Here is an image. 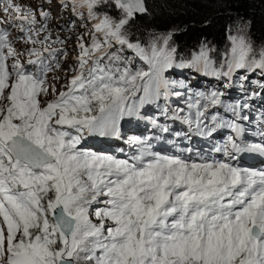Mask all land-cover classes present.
I'll return each instance as SVG.
<instances>
[{
    "label": "snow or ice",
    "instance_id": "snow-or-ice-1",
    "mask_svg": "<svg viewBox=\"0 0 264 264\" xmlns=\"http://www.w3.org/2000/svg\"><path fill=\"white\" fill-rule=\"evenodd\" d=\"M58 2L73 20L92 22L84 24L87 37H76L79 54L61 90L52 82L60 77L50 81L49 73L61 68L69 37L53 39L49 12L0 0V264H264V169L239 164L242 153L264 156V112L254 133L261 142H247L239 121H249L250 103H225L220 92L181 84L187 111L169 116V98L184 94L165 72L184 65L175 64L171 33L146 46L130 38L127 26L147 12L145 0ZM230 39L227 71L214 67L205 48L188 66L224 77L260 70L264 78V47ZM161 100L160 115L189 131L173 133L148 117L160 133L191 144L192 135L231 130L212 148L223 158L193 154L177 139L167 141L174 153L154 151L151 141L162 136L128 137L132 155L82 147L89 136L122 139L120 122Z\"/></svg>",
    "mask_w": 264,
    "mask_h": 264
},
{
    "label": "trees",
    "instance_id": "trees-1",
    "mask_svg": "<svg viewBox=\"0 0 264 264\" xmlns=\"http://www.w3.org/2000/svg\"><path fill=\"white\" fill-rule=\"evenodd\" d=\"M146 5L147 13L135 17L127 26L130 38L146 46L153 38L171 33L169 47L176 49L175 64L188 65L193 56L205 48L214 67L227 71V66L221 68V65H224L225 55L232 46L230 37L241 31L247 33V39L255 48L264 47V0H146ZM103 11L114 14L111 9L103 8ZM131 54V51L127 53ZM136 63L146 68L139 60ZM196 70L203 71L198 68ZM259 72L260 70L256 71ZM220 76L222 75H217ZM169 77V80L177 82L173 90L184 94V100L187 99V90L180 87L181 84L195 92L196 88L191 87L183 77ZM263 79L259 84H264ZM212 91L218 92L211 90L210 93ZM252 92L253 89L248 91L249 94ZM235 95L240 97L239 92ZM159 105L147 104L143 109H159L164 104L159 102Z\"/></svg>",
    "mask_w": 264,
    "mask_h": 264
},
{
    "label": "rangeland",
    "instance_id": "rangeland-1",
    "mask_svg": "<svg viewBox=\"0 0 264 264\" xmlns=\"http://www.w3.org/2000/svg\"><path fill=\"white\" fill-rule=\"evenodd\" d=\"M17 4H19L22 8L28 9L31 8L33 10H36L37 13L39 11H45V12H51L47 24L49 31L52 32L53 39L56 38L57 35H59L61 38L69 37V39L66 41V44L63 46L67 50V57L65 58L63 55L61 56V60L64 61L61 65L60 69H55L53 72L50 73L49 79L51 81V78L53 76H59L60 79L58 81H52L55 83L57 90H61V86L66 83L67 77H65V73H68V76L70 77L71 72L69 71L70 67H74V61L77 55L79 54V48L76 44V37L78 35H85V37L88 36V33L85 31L84 24H87L89 28L92 26L91 21H85L84 23H81V20L79 18H75L73 20V17L71 13L68 10L63 9L58 0H51V5H49L48 0H17ZM42 7H46L45 9H42ZM49 7V10L46 11V9ZM99 11H103V7L99 9ZM43 18L37 14V20H42ZM68 21H73L72 24H68ZM57 25H64L63 29L57 27ZM75 28V29H74ZM71 29V31H69ZM236 36H243L247 39V33L245 31L239 32ZM249 40V39H247ZM87 42V41H86ZM60 46V45H57ZM231 49V47H230ZM230 49L228 52H230ZM227 52V53H228ZM178 65V64H176ZM236 74V76H235ZM177 77L181 76L184 78V80L188 81L191 87H195V92H204V93H210L211 90H218V92L222 93L221 99L225 103H231V100L234 98L236 99V103L243 102H250L255 106H259L262 102H264V89H261L258 85V83L255 82H261L262 75L261 73H245L244 70H237L231 77H224L220 76L217 77V75H213L211 73H206L204 71H197L196 67H189L188 65L183 67H177L174 66L173 68L168 69L165 72V76L169 79V76ZM247 75L248 79L244 80L243 77ZM258 77V78H257ZM234 78V80H233ZM213 85V86H212ZM214 88V89H205L200 90L198 88ZM250 89H253V92L259 93V95L254 96L253 100L247 101V97H249L248 91ZM178 90H184V89H178ZM176 91V90H175ZM237 92L240 93V97L235 95ZM176 97L177 103H180L181 106L185 107L184 98ZM238 97V98H237ZM182 98V99H181ZM243 98V99H242ZM175 102V100H174ZM173 109V106L172 108ZM220 111L222 114H228L225 113L223 108L220 107L216 109ZM253 116H252V124L255 121L256 114L258 116L262 113V111H256L252 110ZM140 113L141 110H140ZM182 115V114H181ZM184 115V114H183ZM126 118V117H125ZM258 122V120L256 121ZM121 123V122H120ZM250 123V124H251ZM130 133H133L132 130H129L126 134L123 135V140L126 141L128 139V135ZM97 139H100L101 137L96 136ZM82 147H89L84 144H82Z\"/></svg>",
    "mask_w": 264,
    "mask_h": 264
},
{
    "label": "bare ground",
    "instance_id": "bare-ground-1",
    "mask_svg": "<svg viewBox=\"0 0 264 264\" xmlns=\"http://www.w3.org/2000/svg\"><path fill=\"white\" fill-rule=\"evenodd\" d=\"M42 11H43V10H42ZM74 29H75V28H74ZM210 54H211V53H210ZM257 78H258V77H257ZM263 80H264V79H263ZM247 98H248V97H247ZM174 100H175V102H174ZM233 102H234V101H233ZM168 104H169V116L172 115V109H171L172 106H173V109H175V108H177V107L180 108V106H179L180 103H177L176 98H175L174 96H172V97L169 98ZM252 110L262 111V112H264V103H261L259 106H255V105H253L251 109H246V110H244V113H243V114H246V115L249 116V121H240V122H242V123H243L244 125H246V126H251V125L255 124L256 121H257L258 114H256L255 121L253 122V124L251 123V122H252V116H253V112H251ZM250 123H251V124H250ZM120 127H121V133H122V137H123L124 132L126 131V130H125V126H124V125H120ZM114 140H116L117 143H119V144H121V145H123V146L125 145V142H124L123 139H118V138H115V137H114ZM95 145L100 146V143H95Z\"/></svg>",
    "mask_w": 264,
    "mask_h": 264
},
{
    "label": "water",
    "instance_id": "water-1",
    "mask_svg": "<svg viewBox=\"0 0 264 264\" xmlns=\"http://www.w3.org/2000/svg\"><path fill=\"white\" fill-rule=\"evenodd\" d=\"M145 5H146V0H145ZM146 8H147V5H146ZM147 11H148V9H147ZM147 13V12H146ZM146 13H143V14H137L136 15V18H138V17H140V16H142V15H144V14H146Z\"/></svg>",
    "mask_w": 264,
    "mask_h": 264
}]
</instances>
